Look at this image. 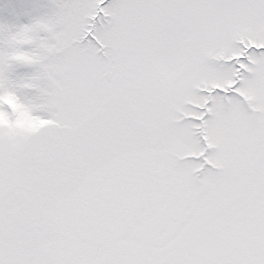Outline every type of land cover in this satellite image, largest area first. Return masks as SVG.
Returning a JSON list of instances; mask_svg holds the SVG:
<instances>
[{"label": "snow or ice", "instance_id": "6c2138e0", "mask_svg": "<svg viewBox=\"0 0 264 264\" xmlns=\"http://www.w3.org/2000/svg\"><path fill=\"white\" fill-rule=\"evenodd\" d=\"M0 264H264V0H0Z\"/></svg>", "mask_w": 264, "mask_h": 264}]
</instances>
